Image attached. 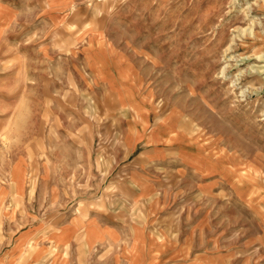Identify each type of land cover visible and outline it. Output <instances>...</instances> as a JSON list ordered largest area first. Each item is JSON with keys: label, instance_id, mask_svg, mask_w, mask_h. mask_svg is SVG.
Returning <instances> with one entry per match:
<instances>
[{"label": "rangeland", "instance_id": "obj_1", "mask_svg": "<svg viewBox=\"0 0 264 264\" xmlns=\"http://www.w3.org/2000/svg\"><path fill=\"white\" fill-rule=\"evenodd\" d=\"M129 122L201 142L160 220L171 252L145 264H264V0H0V261L58 213L44 182L117 174ZM80 144L88 169L58 161Z\"/></svg>", "mask_w": 264, "mask_h": 264}, {"label": "crops", "instance_id": "obj_2", "mask_svg": "<svg viewBox=\"0 0 264 264\" xmlns=\"http://www.w3.org/2000/svg\"><path fill=\"white\" fill-rule=\"evenodd\" d=\"M105 49L109 53V49ZM93 50L99 48L94 47L85 53L91 55ZM86 67L94 72L89 65ZM94 74L93 84H105ZM123 110L131 121L129 110ZM130 126L129 122L124 131L123 144L118 147L119 153L116 154L117 174L110 178L85 175L77 182L50 181L48 186V182H44L46 184L41 188L39 199L47 204L51 202L52 208H56L58 213L54 211V216L43 220L35 237L21 234V244H18V240L5 248L0 264H17L20 261L17 253L20 251L27 252L23 264H145L168 256L171 251L165 249L174 239V233L169 231V223L163 224L160 220L170 215V198L178 194L179 182L192 173L202 172L185 160L180 153L181 145L193 151L200 147L201 142L179 129L176 131L186 136V139L167 141L164 137L163 140L151 141L146 134L136 138ZM151 142H161L162 145L154 146ZM140 146L145 148L139 151L138 158H131L132 151ZM173 147L177 149L176 155L170 153ZM88 152L87 145H71L66 149L67 155L58 161L73 169L79 166L88 169ZM172 163L174 172H169L172 169L169 164ZM20 164L25 171V163ZM163 164L169 169L162 170ZM45 167L43 164L40 169L46 177L48 172ZM25 188V182L20 192L13 186L19 197L24 194ZM72 200L82 201L83 209L79 211L77 206L73 210L66 208ZM157 227L161 235L155 231ZM27 242V246H22Z\"/></svg>", "mask_w": 264, "mask_h": 264}]
</instances>
